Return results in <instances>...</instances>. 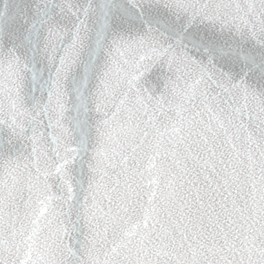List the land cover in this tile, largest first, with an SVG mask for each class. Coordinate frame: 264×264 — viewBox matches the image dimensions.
<instances>
[{
	"label": "water",
	"instance_id": "water-1",
	"mask_svg": "<svg viewBox=\"0 0 264 264\" xmlns=\"http://www.w3.org/2000/svg\"><path fill=\"white\" fill-rule=\"evenodd\" d=\"M0 264H264V0H0Z\"/></svg>",
	"mask_w": 264,
	"mask_h": 264
}]
</instances>
